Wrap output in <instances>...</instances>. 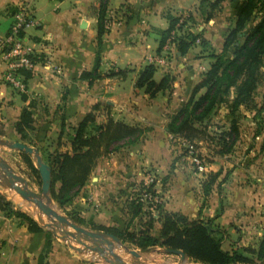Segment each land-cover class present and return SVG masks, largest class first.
Masks as SVG:
<instances>
[{
	"label": "crops",
	"instance_id": "obj_1",
	"mask_svg": "<svg viewBox=\"0 0 264 264\" xmlns=\"http://www.w3.org/2000/svg\"><path fill=\"white\" fill-rule=\"evenodd\" d=\"M199 1L105 0V31L97 70L100 78L89 80L80 76L93 70L101 0H0V38L9 32L15 13L24 8L33 21L24 32V40L34 52L24 92L0 81V139L21 142L13 125L30 102L34 103L36 129L31 147L41 150L49 145L51 153L70 151L72 130L87 114H93L97 124L110 119L143 129L135 144L99 159L73 199L87 206L77 216L86 222L124 228L130 218L134 180L141 175V168H151L162 181L157 192L163 212L180 213L190 220L214 219L213 225L224 232V251L256 249L264 236V150L259 155L261 171L250 174L245 171L248 157L221 156L215 147L207 156L204 153L210 142L200 139L195 144L200 156L207 158L206 174H191L183 159H176V147L170 144L179 139H172L167 132L170 117L190 99L213 61L211 55L220 52L227 30L232 27L224 21L225 14L231 8L232 17L233 7L240 0H223L208 22L201 20ZM187 13L195 23L201 22L188 25V30L201 33L206 46L197 41L182 56L176 44L170 42L158 52L160 33L168 27L166 15ZM148 58L162 60V64H153L155 82L165 76L172 79L171 89L153 98L136 86L139 73L150 65ZM110 73L115 75L108 76ZM240 110H244L243 115L250 112L243 107ZM236 114L231 116L225 111L221 115L225 119L216 123L225 129L228 120L230 123L238 119ZM237 126L239 140L234 148L240 146L241 150L244 141L238 123ZM261 135L263 141L264 132ZM261 135L251 137L256 140ZM15 153L19 159L20 153ZM216 173L220 175L210 194L204 196L203 182L207 175ZM5 192L8 191L0 187V194ZM45 240L44 233H31L17 219L0 211V264H91L86 255L70 250L54 237L49 253L40 263Z\"/></svg>",
	"mask_w": 264,
	"mask_h": 264
},
{
	"label": "trees",
	"instance_id": "obj_2",
	"mask_svg": "<svg viewBox=\"0 0 264 264\" xmlns=\"http://www.w3.org/2000/svg\"><path fill=\"white\" fill-rule=\"evenodd\" d=\"M105 0L97 13V44L98 50L94 60L93 70L83 72L82 79L95 80L100 78L97 73L99 68V47L104 34ZM223 0H200L199 12L203 20L208 22L214 15ZM13 14V12H12ZM168 27L160 33L158 52L170 39L174 32L172 43L182 56L185 55L197 41L202 47L206 42L201 38V33L188 30V25L195 23L191 13L174 17L166 15ZM212 63L203 74L201 81L193 88L190 99L170 117L167 132L172 139L185 141L195 149V142L200 139L216 141L219 155L231 154L236 142L239 140L238 126L234 120L229 123L227 130L222 131L215 139L207 138L206 128L210 117L218 107L225 106L233 116L240 107L246 111L254 112L258 119L264 113V91L262 102L258 106L255 102V93L259 87H264V0H240L233 7V25L227 30L221 50L216 55H211ZM34 62V58L32 59ZM29 72L21 70L20 73L26 81ZM155 68L147 65L139 73L136 82L137 88L143 89L149 98L159 92L171 89L172 79L163 77L159 82L153 80ZM119 74H122L119 71ZM110 73L108 76H113ZM34 103L30 102L23 107L20 115L13 125L19 140L29 146H34ZM70 137V151L53 152L48 155L41 153L44 163L51 168L50 196L52 201L65 211L70 206L74 197L89 180L91 173L97 166L99 159L109 153L118 152L121 148L135 144L143 133V129L131 127L122 122L108 120L97 124L93 114H87L72 130ZM258 130L255 136L261 135ZM62 134V133H61ZM0 135H3L0 133ZM42 152L40 149H37ZM185 151L187 149L184 148ZM264 150V140L261 144ZM43 154V155H42ZM200 156V155H199ZM23 163L33 176L39 178L34 161L31 157L20 153ZM201 157V156H200ZM198 158V157H197ZM199 159V158H198ZM220 173L207 175L203 182V195L208 196ZM153 185H150L149 191ZM141 194L132 198L129 203L130 221L139 218L143 212ZM157 219L151 214L145 226L138 230H130L128 225L119 229L106 227L92 221L86 222L73 211L66 215L75 224L92 231L109 233L119 241L145 253L150 249L164 248L183 252L190 263L195 264H256L264 262V236L256 249L224 251L222 248L224 232L213 225L214 219L190 220L180 213H166L161 210V205L155 206ZM0 211L8 217L17 219L24 224L31 233L45 235V245L39 258L42 263L51 249L52 234L38 226L29 215L16 210L4 195L0 194ZM129 221V222H130ZM159 223L158 236L151 234L154 223Z\"/></svg>",
	"mask_w": 264,
	"mask_h": 264
},
{
	"label": "rangeland",
	"instance_id": "obj_3",
	"mask_svg": "<svg viewBox=\"0 0 264 264\" xmlns=\"http://www.w3.org/2000/svg\"><path fill=\"white\" fill-rule=\"evenodd\" d=\"M230 9L231 8H229L227 10L226 14L224 13L225 14L224 21H226V23H230V26H231V25H233V18H232L233 15H232V17L229 15V13L231 11ZM218 11H219V9L216 11V13ZM201 16L203 17V15H201ZM201 20L203 21V18H201ZM197 24H201V22L199 21L197 23H194L193 25L195 26ZM147 61H148V59H147ZM204 64H207V61H205ZM263 91H264V87L261 86L257 89V91L255 93V102L258 106L262 102L261 96H262ZM225 111H229L227 107H225V106L218 107V109H216V111L210 117V120L208 122V126L206 128L207 138L213 137L215 139L222 131H225L228 129L229 120H228V124L224 125L225 129H221V128H223V126H220L219 124L216 123V122L222 123V121L225 118L222 119L221 115L224 114ZM237 112H238V114H236L234 117H237L238 115L239 116H238V119L234 120V121L236 124L238 123V125L241 128V133L243 135L242 140L244 141V145H243L242 149L240 148L241 150H239L240 146H237L236 148H234L232 153H231V156L235 159H241V157H248V159L245 162L246 173H250V174L259 173L261 171V168H262L261 160H259V155L262 154V152H261L262 150L260 149V147H261L260 145L262 142V140H261L262 135L260 136V138H258L256 140H254L251 136L253 134H255L258 130L262 131V133L264 132V113L261 114L260 118L256 119V118L252 117L253 112H251V111L247 112V115L246 114L243 115L244 110H240V111L238 110ZM207 141L210 143H207V149H206L205 153L204 152L203 153L207 154V156H208V153H210V151H213V147L216 146V141L211 142V141H209V139H207ZM170 142H172V141H170ZM170 144H171V146L176 147V150H175L177 152L176 156H175L176 159H180V158L183 159L185 166L187 168H191L189 170L191 174L196 173V174L202 175L201 174L202 172H199L196 169L197 162L200 164H205V167H206L207 158L206 157L202 158L199 156L200 154H199V151H198L196 146H195V156H196V158L197 157L199 158V159L197 158L198 160H196V159L194 160V156L188 155V153L184 150L181 141L177 140V141L170 143ZM47 147H45V148L43 147L41 149L45 156L48 155L49 153H51V152H49L50 151L49 149H51V151H53L51 146L47 145ZM205 147H206V145H205ZM0 154L3 158H5L7 161H9L11 163V165L15 168L16 172L27 181L28 187L32 191H34L35 193L39 194L40 193V179H37L35 176H33L31 174V172L27 169V167L23 163L20 155L18 154L19 155V159H18V156L15 153V151L12 152V150L2 149V148L0 149ZM263 169H264V167H263ZM139 172L141 175L137 176V178H135V180H134L135 181L134 182L135 187L131 189V195H132L131 198H134V197L136 198L139 194L142 195L144 192V188H147V187H150V185H153L151 190L150 191L148 190V192H149L148 194H151L154 199H157L161 205L162 204L161 196H160L159 192H157L158 190H160L159 187L162 183L161 178L151 168H141V171H139ZM204 174H206V173L204 172ZM140 177H143V179ZM1 191H3V190H1ZM3 195L5 196V198L8 201H10L12 203L13 207L16 210H19V211L29 215L33 219L36 218V213L38 214V212L33 207H31L29 204L22 202L21 200H18L9 191L5 192ZM145 199H148V198H145ZM143 204H144L143 205V212L139 218H137L136 220H133V221H130V218L126 219L125 223H126V225H128L130 230H138L142 226L144 227L151 214L153 215V219H155V220L157 219V211H156L155 206H154L155 204H153V205L150 204V202L148 200L144 201ZM52 207L64 216H67L66 210H67V212L73 211L75 213H78L79 210L87 209V206L85 204L80 205V202H77V200H73L72 204L70 206H67L65 211L63 209H61L60 207H58L54 202L52 203ZM128 221H130V222H128ZM151 234L154 236H158V225H157V223L153 224ZM125 246H127V245H125ZM127 247L132 249L129 246H127ZM133 250H135V249H133ZM135 251H137L141 255V261L143 262L142 264H182L180 261V258L178 256L164 254L160 251H156V248L150 249L149 251H147L145 253H141L138 250H135ZM116 252L125 262H128V263H132V262L134 263L135 262L134 259L129 254H126L122 249H118ZM87 257H88L87 259L90 260L91 264H96L95 261H97V260H98L99 264H105L99 258L93 259L90 256H87ZM189 263L190 262L188 260L185 261V264H189ZM256 264H264V262L256 263Z\"/></svg>",
	"mask_w": 264,
	"mask_h": 264
},
{
	"label": "water",
	"instance_id": "obj_4",
	"mask_svg": "<svg viewBox=\"0 0 264 264\" xmlns=\"http://www.w3.org/2000/svg\"><path fill=\"white\" fill-rule=\"evenodd\" d=\"M8 149L23 153L34 160L36 170L40 178V193L37 194L28 187L27 181L20 176L0 154V187L12 193V195L31 206L40 214L34 219L38 226L49 231L52 236L62 241L67 247L82 255L93 259L99 258L105 264H142L141 255L122 244L117 237L109 233L96 232L75 224L69 217L60 214L52 207L50 196L51 168L43 162L39 151L22 142L0 139V149ZM11 197V196H10ZM45 218L44 220L42 218ZM121 248L129 254L134 263L125 262L118 254ZM167 255H176L182 264L187 258L181 251L156 248ZM98 262V260L96 261ZM195 264V263H189Z\"/></svg>",
	"mask_w": 264,
	"mask_h": 264
},
{
	"label": "built area",
	"instance_id": "obj_5",
	"mask_svg": "<svg viewBox=\"0 0 264 264\" xmlns=\"http://www.w3.org/2000/svg\"><path fill=\"white\" fill-rule=\"evenodd\" d=\"M33 25V21L29 18L27 11L22 8L18 10L10 26L9 32L3 38H0V81L11 87L12 89L24 92V78L21 75V70L31 71L34 65L32 61L34 57L33 48L26 44L24 40V32L27 28ZM174 32L171 33L170 39L167 43L173 40ZM150 64H162V60L148 58ZM181 141L183 148L187 149L189 156H194V160H198L195 156V149L193 146L188 145L185 141ZM193 160V161H194ZM196 169L199 172H205V164L197 162ZM148 188H144V192L141 196L140 201H149L154 206L160 204L157 199H154L151 194H148ZM148 199H145V198Z\"/></svg>",
	"mask_w": 264,
	"mask_h": 264
},
{
	"label": "bare ground",
	"instance_id": "obj_6",
	"mask_svg": "<svg viewBox=\"0 0 264 264\" xmlns=\"http://www.w3.org/2000/svg\"><path fill=\"white\" fill-rule=\"evenodd\" d=\"M31 206V205H30ZM31 207H33V206H31ZM39 214V213H38ZM36 216H37V213H36ZM39 217H40V214H39ZM43 220H44V217L42 218ZM119 249H121V248H119ZM123 250V249H122Z\"/></svg>",
	"mask_w": 264,
	"mask_h": 264
}]
</instances>
